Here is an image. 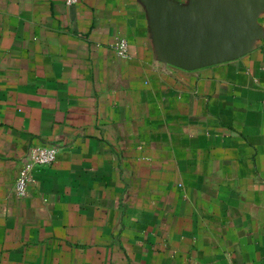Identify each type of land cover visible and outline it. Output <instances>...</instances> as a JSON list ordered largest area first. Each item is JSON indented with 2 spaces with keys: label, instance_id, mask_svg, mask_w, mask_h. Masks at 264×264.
<instances>
[{
  "label": "crops",
  "instance_id": "obj_1",
  "mask_svg": "<svg viewBox=\"0 0 264 264\" xmlns=\"http://www.w3.org/2000/svg\"><path fill=\"white\" fill-rule=\"evenodd\" d=\"M157 1L0 0V264H264V11L186 71ZM32 146L58 152L20 195Z\"/></svg>",
  "mask_w": 264,
  "mask_h": 264
},
{
  "label": "water",
  "instance_id": "obj_2",
  "mask_svg": "<svg viewBox=\"0 0 264 264\" xmlns=\"http://www.w3.org/2000/svg\"><path fill=\"white\" fill-rule=\"evenodd\" d=\"M262 11L264 0H191L188 8L158 0L149 17L160 59L193 71L246 54Z\"/></svg>",
  "mask_w": 264,
  "mask_h": 264
},
{
  "label": "built area",
  "instance_id": "obj_3",
  "mask_svg": "<svg viewBox=\"0 0 264 264\" xmlns=\"http://www.w3.org/2000/svg\"><path fill=\"white\" fill-rule=\"evenodd\" d=\"M76 0H65L67 5L75 3ZM115 50L118 56L124 57L127 51V44L123 39H117ZM58 148L56 146H32L19 159V166L15 180V189L20 195H24L31 183L33 172L37 168L49 166L54 163Z\"/></svg>",
  "mask_w": 264,
  "mask_h": 264
}]
</instances>
